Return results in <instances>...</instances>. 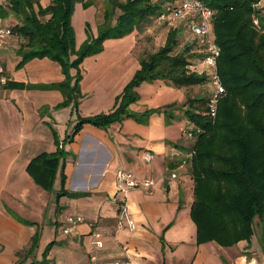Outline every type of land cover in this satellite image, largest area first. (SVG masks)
Here are the masks:
<instances>
[{"label": "crops", "instance_id": "crops-1", "mask_svg": "<svg viewBox=\"0 0 264 264\" xmlns=\"http://www.w3.org/2000/svg\"><path fill=\"white\" fill-rule=\"evenodd\" d=\"M9 21L5 25L0 19V26L17 23ZM142 34L134 30L106 39L100 53L84 58L78 69L70 68L68 87L75 89L77 83L80 96L65 106L60 104L66 90L57 86L66 81L60 64L34 58L19 67L22 40L11 35L0 43V69L6 78L24 85L4 89L0 84V264H91L94 230L103 235L100 256L106 260L264 264V249L255 235L231 247L196 243L186 153L174 145L188 128H182L188 121L178 109L185 88L143 82L136 88L137 101L128 107L129 116L104 127L85 123L75 131L80 118L114 109L116 97L139 67L136 39ZM169 105L174 106L173 118L167 119L163 110ZM58 147L63 160L46 188L36 182L30 163L54 155ZM119 170L131 172L138 182L154 181L150 193L136 187L125 198L136 224L133 232L116 228L111 198ZM68 217L82 221L64 233Z\"/></svg>", "mask_w": 264, "mask_h": 264}, {"label": "trees", "instance_id": "trees-1", "mask_svg": "<svg viewBox=\"0 0 264 264\" xmlns=\"http://www.w3.org/2000/svg\"><path fill=\"white\" fill-rule=\"evenodd\" d=\"M201 1L212 11L210 27L220 48L217 71L225 89L214 117L208 109L212 88L201 65L203 48L186 22L166 28L157 21L163 7H177L178 0H105L99 36L88 35L78 49L71 15L76 3L87 7L93 4L91 0H50L44 7L39 0H6L0 3V19L13 14L17 20L4 28L22 40L19 67L34 58L60 64L66 79L57 85L66 90L60 106L80 96L77 83L75 89L68 87L69 69H78L84 58L100 53L106 39L122 38L134 30L143 33L151 26L168 29L163 45L139 59L114 109L80 118L75 131L85 123L104 127L129 116L128 107L137 101L136 88L143 82L164 81L185 88L186 98L178 109L189 127L174 145L186 153L196 243L231 247L255 235L264 249V0ZM1 86L24 85L6 78ZM194 87L200 91L188 94ZM173 108H164L167 119L173 118ZM63 156L58 147L54 155L33 160L29 170L36 182L49 188Z\"/></svg>", "mask_w": 264, "mask_h": 264}, {"label": "built area", "instance_id": "built-area-1", "mask_svg": "<svg viewBox=\"0 0 264 264\" xmlns=\"http://www.w3.org/2000/svg\"><path fill=\"white\" fill-rule=\"evenodd\" d=\"M6 0H0V3ZM178 6L166 5L157 15V21L166 28H173L181 22H186L189 31L197 38L199 45L203 48V59L201 65L210 80L212 93L208 101L210 117L216 114V107L219 98L224 94L225 89L220 80L217 71V59L220 54V48L213 40L210 27L212 11L201 0H178ZM10 37V31L0 26V43L4 38ZM0 69V84H4L6 77L2 75ZM145 159L150 161L152 156L148 153L144 155ZM116 190L111 198V203L116 206V228L118 230H127L133 232L136 230V224L130 214L127 212L125 198L131 189L136 187L143 188L147 193L152 191L154 181L145 179L138 182L133 174L128 171L119 170L115 175ZM80 217H68L66 222L69 225L64 229L68 233L76 224L80 223ZM94 251L90 254L91 264H130L128 261L106 260L100 256V251L104 247L103 235L100 231L94 230L90 234Z\"/></svg>", "mask_w": 264, "mask_h": 264}, {"label": "rangeland", "instance_id": "rangeland-1", "mask_svg": "<svg viewBox=\"0 0 264 264\" xmlns=\"http://www.w3.org/2000/svg\"><path fill=\"white\" fill-rule=\"evenodd\" d=\"M93 4L84 7L79 3L74 5V9L71 15V26L74 30L75 35V49H78L81 44L86 40L87 36L97 38L99 36L100 28L104 24V11L106 9L105 0H91ZM40 5L43 7L49 4V0H39ZM16 18L13 14H10L3 19L5 25L10 24V19ZM150 30L144 31L141 37H138L137 45L139 46L140 54L139 59L145 57L148 53L153 52L163 45L166 32L168 29L158 28L157 26L149 27ZM152 28V29H151ZM135 40V41H136ZM182 45V41L179 46ZM75 56H72V60ZM80 65V64H79ZM2 75H4L2 73ZM79 75V76H78ZM77 75V78L81 77L80 73ZM5 76V75H4ZM79 83V81H77ZM188 94L192 95L200 91V88L194 87L188 90ZM186 123L182 126L189 127V124Z\"/></svg>", "mask_w": 264, "mask_h": 264}]
</instances>
